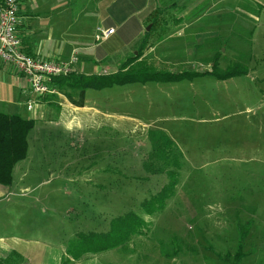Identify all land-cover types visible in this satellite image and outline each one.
Returning <instances> with one entry per match:
<instances>
[{"label":"rangeland","instance_id":"obj_1","mask_svg":"<svg viewBox=\"0 0 264 264\" xmlns=\"http://www.w3.org/2000/svg\"><path fill=\"white\" fill-rule=\"evenodd\" d=\"M153 1L163 12L146 28L153 29L146 47L118 36L108 43L118 52L100 64L108 75L132 62L137 82L87 91L88 107L107 117L86 111L79 125L75 120L68 127L65 119L35 124L12 193L0 199V235L16 229L29 245L53 253L46 247L58 251L74 237L106 232L113 218L135 212L148 223L144 234L132 238L126 253L111 250L93 259L264 264V0ZM71 62L70 74L76 60ZM215 62V72H240L220 79L209 71ZM154 71L185 79L146 81ZM157 130L174 142L181 172L165 208L145 216L141 204L168 181L144 173L149 133ZM92 162L95 173L85 172ZM108 167L112 175L101 174ZM248 220L254 226L239 261L238 225Z\"/></svg>","mask_w":264,"mask_h":264},{"label":"crops","instance_id":"obj_2","mask_svg":"<svg viewBox=\"0 0 264 264\" xmlns=\"http://www.w3.org/2000/svg\"><path fill=\"white\" fill-rule=\"evenodd\" d=\"M156 6L153 0H34V3L33 0H20L21 23L18 32L22 50L30 56L47 61L67 63L74 59L73 75H105L100 64L119 49L108 43L114 42L119 36L131 38L132 42L138 40L135 48L143 47L144 33L157 13ZM181 17L186 20L182 15ZM99 28L114 29L116 33L97 44L95 36ZM58 85L57 95L37 99L35 107L29 110V85L26 78L0 61V113L32 119L35 124L49 120L58 123L57 121L65 119L68 127L75 120L79 125L80 115L86 111H93L96 117H107L100 109L88 107L87 91L92 89H87L81 100L79 91L73 85ZM79 102L83 104H77ZM27 113H33L34 118L27 117ZM85 118L83 116V120ZM115 126L117 129L118 126ZM95 165L92 162L89 171L85 172L95 173ZM107 171L112 170L107 168L101 174H106ZM103 183L106 187L105 181ZM13 185L14 180L11 186L0 185V199L9 197ZM9 215L11 218L12 215L7 213ZM20 216L22 218V214ZM12 226L19 227L15 224ZM76 240L74 237L68 241L67 247L59 248L58 251L47 246V249L53 251L51 253L43 249L45 247L29 245L19 231L14 229L7 236L0 235V264H87V259L92 264H100L93 256L106 252L84 253L76 257V249L73 247Z\"/></svg>","mask_w":264,"mask_h":264},{"label":"trees","instance_id":"obj_3","mask_svg":"<svg viewBox=\"0 0 264 264\" xmlns=\"http://www.w3.org/2000/svg\"><path fill=\"white\" fill-rule=\"evenodd\" d=\"M176 4V2H175ZM158 5V4H156ZM157 13L154 14L150 21V25H156L158 19L163 12V9L156 6ZM169 9L176 8L175 5L168 7ZM146 31L144 34V43L146 39L152 33ZM148 35V36H147ZM217 62L211 67L214 75L220 79H228L239 72L236 70L222 71L221 73L215 72ZM132 62L125 63L118 72L108 75H93L82 76L72 75L61 76L53 80L52 85L56 87L58 84L61 86L64 84H71L80 93L81 100L87 89L101 90L106 88H113L114 86H122L137 82V75L134 71H130ZM129 72V74H128ZM208 73V71H206ZM164 75L163 71H154L150 74L146 81H162L173 82L185 79V75H172L169 77L161 78ZM64 83V84H63ZM59 86V85H58ZM82 105V102L77 103ZM35 121L30 119H24L19 115H8L0 113V185L11 186L14 180V169L21 161L25 160L29 153V134L34 129ZM149 145L150 151L144 160V173L146 175H165L168 178L167 183L162 189L151 196L149 200H145L141 204V210L145 216H154L165 208L166 203L173 198L177 187L179 186V159L181 155L174 147V142L167 136L165 131L157 130L149 133ZM112 170L110 167H108ZM112 172L107 171L106 174ZM122 180H124L122 178ZM146 219L135 212H129L125 215H120L113 218L110 221V226L106 232L91 233L89 236L81 235L77 237L75 245L76 257L83 255L84 253L97 254L101 252H108L111 250H121L123 252L128 251V246L135 236H141L143 230L147 228ZM254 226L253 220H248L245 224H239L240 240L238 243L239 251L236 257L239 261L245 256L243 247L246 239L249 237L252 227ZM176 258V257H175ZM174 257L172 259H175Z\"/></svg>","mask_w":264,"mask_h":264},{"label":"built area","instance_id":"obj_4","mask_svg":"<svg viewBox=\"0 0 264 264\" xmlns=\"http://www.w3.org/2000/svg\"><path fill=\"white\" fill-rule=\"evenodd\" d=\"M19 13L20 0H0V61L26 78L29 85L27 108L32 110L37 99L58 94L52 82L70 74L73 62L47 61L26 54L18 32L21 23ZM114 31L99 28L96 42L106 41Z\"/></svg>","mask_w":264,"mask_h":264},{"label":"water","instance_id":"obj_5","mask_svg":"<svg viewBox=\"0 0 264 264\" xmlns=\"http://www.w3.org/2000/svg\"><path fill=\"white\" fill-rule=\"evenodd\" d=\"M148 31L150 30V27H148V29H147ZM213 66V65H212ZM209 71H212V69H209ZM206 71H201V73H205Z\"/></svg>","mask_w":264,"mask_h":264}]
</instances>
